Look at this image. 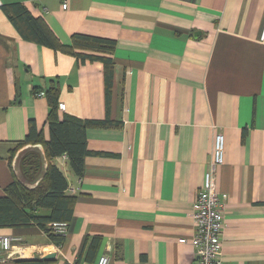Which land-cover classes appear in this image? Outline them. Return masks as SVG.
<instances>
[{
	"label": "crops",
	"instance_id": "obj_1",
	"mask_svg": "<svg viewBox=\"0 0 264 264\" xmlns=\"http://www.w3.org/2000/svg\"><path fill=\"white\" fill-rule=\"evenodd\" d=\"M63 1L1 0L0 196L14 174L34 185L17 168L21 149L11 164L8 151L29 119L46 130L48 78L60 81L59 113L112 125L87 129L82 176L56 160L76 196L64 241L35 225L0 226L16 238L0 264H95L102 253L109 264H196V249L178 239L193 234L216 132L221 264H264V0ZM13 3L66 44L74 33L115 39L109 93L100 61L24 39L3 10Z\"/></svg>",
	"mask_w": 264,
	"mask_h": 264
},
{
	"label": "trees",
	"instance_id": "obj_2",
	"mask_svg": "<svg viewBox=\"0 0 264 264\" xmlns=\"http://www.w3.org/2000/svg\"><path fill=\"white\" fill-rule=\"evenodd\" d=\"M3 10L24 39L74 56L81 63L85 60L100 61L103 65L105 91L109 93L115 39L74 33L70 36V43L66 44L53 33L43 18L33 17L23 4L4 5ZM47 83V87L42 88L48 104L44 123L46 130L44 127L38 128L36 122L29 119L26 134L8 151V163L11 164L18 150L27 145H41L42 151L24 148L18 156L21 177L34 185L29 187L14 174L12 180L3 187L5 194L0 196V226L13 228L35 225L43 230L48 242L60 245L64 235L53 232L49 223L69 222L76 196L66 193L68 181L61 164L56 160L62 158L74 175L82 176L85 156L90 153L86 141L87 129L112 124L107 120L81 119L59 113V78H48ZM19 96L15 95V101H18ZM242 136H246V130H243ZM28 261L38 262L37 259Z\"/></svg>",
	"mask_w": 264,
	"mask_h": 264
},
{
	"label": "built area",
	"instance_id": "obj_3",
	"mask_svg": "<svg viewBox=\"0 0 264 264\" xmlns=\"http://www.w3.org/2000/svg\"><path fill=\"white\" fill-rule=\"evenodd\" d=\"M2 2L0 0V7ZM67 6L62 2V8ZM258 39L264 42V22L260 27ZM60 110L64 109L62 102L58 103ZM224 135L221 132L214 134L213 150L208 169L204 173L203 182L197 191L193 203L191 218L193 234L190 237H180L179 243H189L195 251L196 264H221L222 233L224 230V210L221 207L220 194L217 190V169L224 161ZM221 197L224 195L221 194ZM53 232L64 235L67 229V221L50 222ZM15 237L0 235V253L12 254V241ZM110 257L106 253L98 256L95 264H109Z\"/></svg>",
	"mask_w": 264,
	"mask_h": 264
},
{
	"label": "rangeland",
	"instance_id": "obj_4",
	"mask_svg": "<svg viewBox=\"0 0 264 264\" xmlns=\"http://www.w3.org/2000/svg\"><path fill=\"white\" fill-rule=\"evenodd\" d=\"M26 149H34V150H38V151H42V147H41V145H27L26 147H25ZM24 149V148H23ZM22 150V149H21ZM20 150V151H21ZM21 153V152H20ZM16 163V162H15ZM17 166H18V163H17ZM18 168V167H17Z\"/></svg>",
	"mask_w": 264,
	"mask_h": 264
},
{
	"label": "water",
	"instance_id": "obj_5",
	"mask_svg": "<svg viewBox=\"0 0 264 264\" xmlns=\"http://www.w3.org/2000/svg\"><path fill=\"white\" fill-rule=\"evenodd\" d=\"M51 257H53L52 253L51 254H47V255L44 256V258H51Z\"/></svg>",
	"mask_w": 264,
	"mask_h": 264
}]
</instances>
